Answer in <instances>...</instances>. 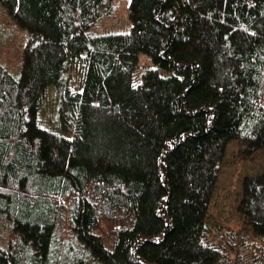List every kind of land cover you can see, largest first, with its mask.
<instances>
[{
    "label": "trees",
    "instance_id": "1",
    "mask_svg": "<svg viewBox=\"0 0 264 264\" xmlns=\"http://www.w3.org/2000/svg\"><path fill=\"white\" fill-rule=\"evenodd\" d=\"M0 6L28 33L0 63V264H262L264 170L243 228L207 219L230 143L264 152V0H130L101 36L114 0Z\"/></svg>",
    "mask_w": 264,
    "mask_h": 264
},
{
    "label": "rangeland",
    "instance_id": "2",
    "mask_svg": "<svg viewBox=\"0 0 264 264\" xmlns=\"http://www.w3.org/2000/svg\"><path fill=\"white\" fill-rule=\"evenodd\" d=\"M129 2L130 0H114L112 15L101 19L92 26L88 30L89 35L101 36L129 32L131 27L128 19ZM27 38V31L11 20L5 8L0 6V63L15 76L19 73ZM149 66H154L153 62L145 54H140L138 66L132 78L133 84L141 81V74ZM81 74L80 66H75L71 73V88L75 91H79L81 88ZM47 98L50 102L54 101L50 87ZM42 116L43 119L44 116ZM42 126L51 129L43 123ZM240 151L239 142H232L227 148L225 162L207 219L211 225H222L233 231L243 228L242 218L236 212L241 179L246 175L260 174L264 170V152L245 158L240 154ZM258 244L260 249H257V254L261 260V257H264V239L258 240Z\"/></svg>",
    "mask_w": 264,
    "mask_h": 264
}]
</instances>
